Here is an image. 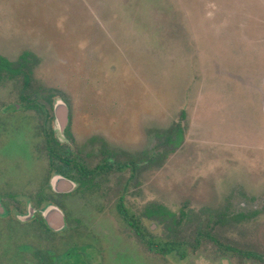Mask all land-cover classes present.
<instances>
[{"label":"rangeland","instance_id":"374dc122","mask_svg":"<svg viewBox=\"0 0 264 264\" xmlns=\"http://www.w3.org/2000/svg\"><path fill=\"white\" fill-rule=\"evenodd\" d=\"M23 53L28 83L68 107L75 150L114 154L83 204L90 264H263L226 248L264 257V0H0V57ZM20 83L0 75L6 105ZM120 203L183 257L147 251Z\"/></svg>","mask_w":264,"mask_h":264},{"label":"flooded vegetation","instance_id":"af4514ba","mask_svg":"<svg viewBox=\"0 0 264 264\" xmlns=\"http://www.w3.org/2000/svg\"><path fill=\"white\" fill-rule=\"evenodd\" d=\"M15 87L21 91L15 101L6 105L0 96V264H90V236L80 233L86 224L83 204L97 194L96 180L114 170V154L96 139L86 144L98 147L96 154L75 150L68 112L64 127L58 121L57 105L64 103L39 94L43 89L34 83ZM26 91L34 95H23ZM9 148L18 152L6 166ZM104 149L108 154H102ZM119 205L126 214L119 213ZM117 210L138 240V231L155 238L122 203Z\"/></svg>","mask_w":264,"mask_h":264},{"label":"trees","instance_id":"16d2710c","mask_svg":"<svg viewBox=\"0 0 264 264\" xmlns=\"http://www.w3.org/2000/svg\"><path fill=\"white\" fill-rule=\"evenodd\" d=\"M27 53H23V55L21 56V60L22 62H20L16 67H14V65L9 62L8 60L0 57V75L4 72L9 73L11 75H23L24 78V83H28L29 82V78L28 75L29 73L26 72V60H27ZM184 116V113H182V117ZM175 133H176V139L174 141H172L175 145L179 146V144L181 143V139H182V129L180 126H176L175 127ZM102 154H108V151L106 149H104L102 151ZM118 210L119 213L121 214L123 212V210L121 209V205L118 206ZM125 213V212H123ZM126 214V213H125ZM156 214L160 215L158 216V218H160L161 222L163 224L168 223L169 220H172V222L174 223L173 226H175L176 223H179V220H175L176 216L173 212H170L168 210H164L162 207H158L156 210L150 212V215ZM126 216V215H125ZM170 228V227H169ZM171 230V229H170ZM173 233V231L171 232V234ZM138 235L140 240L142 241V243L150 250H152L155 253H159L161 255H168V254H175L179 257H183V246L181 244H179L178 242H175L173 240H169L165 237L162 238H148L145 235L141 234V231H138ZM197 236H201V234L199 232H196ZM203 235H206L208 237V239H210L212 242L217 244V241L212 238L208 233H205ZM194 242L197 243L198 242V237L195 236L194 238ZM221 249V246H220ZM227 252H231V255L235 258L238 259H255L256 261L263 263L264 264V257L256 254V253H251V252H243L241 250H238L236 248H226Z\"/></svg>","mask_w":264,"mask_h":264},{"label":"water","instance_id":"95a60500","mask_svg":"<svg viewBox=\"0 0 264 264\" xmlns=\"http://www.w3.org/2000/svg\"><path fill=\"white\" fill-rule=\"evenodd\" d=\"M57 111H58V116H59V123L61 127H64L67 121V109L64 106V104H61L60 102L57 105ZM57 218H58V224H62V219L59 213H57Z\"/></svg>","mask_w":264,"mask_h":264}]
</instances>
